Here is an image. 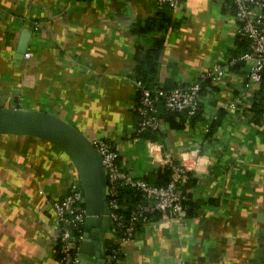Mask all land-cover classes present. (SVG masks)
Wrapping results in <instances>:
<instances>
[{"label":"crops","instance_id":"obj_1","mask_svg":"<svg viewBox=\"0 0 264 264\" xmlns=\"http://www.w3.org/2000/svg\"><path fill=\"white\" fill-rule=\"evenodd\" d=\"M163 6L156 0H0V105L54 110L91 140H111L121 166L135 176L154 178L165 152L188 166L185 188L200 202L198 211L147 223L120 243L114 264H264V117L253 122L245 100L203 133L207 117L244 92L236 73L246 65L201 93L204 120L174 128L161 118L162 153L151 155L155 143L132 136L134 67L146 48L161 40L155 87L171 88L194 81L238 44V21L224 0H183L178 10L165 8L174 17L170 25L148 27ZM21 45L29 57L18 51ZM76 180L70 157L52 142L0 133V264H57V219L48 201ZM94 228L83 223L77 251L86 256L78 264L97 263ZM98 239L105 256L119 242L108 221Z\"/></svg>","mask_w":264,"mask_h":264},{"label":"built area","instance_id":"obj_2","mask_svg":"<svg viewBox=\"0 0 264 264\" xmlns=\"http://www.w3.org/2000/svg\"><path fill=\"white\" fill-rule=\"evenodd\" d=\"M232 2L238 21L235 34L245 43V49L238 55H232L230 50L226 49L217 62L202 69L198 77L190 83L168 89L151 90L137 80L139 96L136 106L138 120L134 127L135 131L155 130L161 126V118L158 115L159 100L166 110L185 111L187 115L194 114L200 102L203 101V98L201 99L202 87L212 92L213 88L218 83H222L228 74L234 75L235 71L231 66L236 62L247 66V68L243 67L244 70L237 72L238 74L236 73L241 80L244 92L240 96H235L231 101L223 103L219 108H224L226 111L237 108L239 105H245L243 103L245 100L251 104V95L259 88L264 76V0H232ZM182 4L183 0H156L157 7L166 5L174 11L178 10ZM33 24L34 28L39 27L38 21ZM23 55L29 57L30 52L25 51ZM217 110L207 117L205 126H203L204 134L209 132V123L216 118ZM133 137L136 138V136ZM199 137L202 138V134ZM147 141L156 145L150 150L151 155L162 153L163 144L161 142ZM92 143L101 157L106 176L104 198L109 207V228L116 234L119 241L110 247V252L105 256L104 264H110L111 258L121 251L120 243L153 221L150 218L151 214L161 212L165 220L174 219L176 221L185 215L184 200L188 198L185 183L190 169L185 163L174 161L168 153H162L158 161L161 165H167L170 168V177L167 183L155 185L143 176H135L121 166L119 150L111 140L95 137ZM123 185L139 189L143 197L141 201L126 210L120 208L121 203L118 197L119 188ZM82 194L79 180H76L70 183L63 195L52 197L48 201L57 219L55 242L59 249L57 264H78L77 244L82 237L86 215L84 205L80 204Z\"/></svg>","mask_w":264,"mask_h":264},{"label":"water","instance_id":"obj_3","mask_svg":"<svg viewBox=\"0 0 264 264\" xmlns=\"http://www.w3.org/2000/svg\"><path fill=\"white\" fill-rule=\"evenodd\" d=\"M26 45L18 47L24 53ZM0 133L30 134L46 139L61 148L70 157L82 189L81 202L85 207L84 227L90 231L96 264H104L105 254L100 249L98 231L108 221L109 207L104 198L106 176L101 157L92 140L76 125L60 117L54 110H38L17 106H0ZM88 236V232H84ZM79 261L86 253L79 248ZM98 257V258H97ZM78 261V263H80Z\"/></svg>","mask_w":264,"mask_h":264},{"label":"trees","instance_id":"obj_4","mask_svg":"<svg viewBox=\"0 0 264 264\" xmlns=\"http://www.w3.org/2000/svg\"><path fill=\"white\" fill-rule=\"evenodd\" d=\"M224 3L228 9H230L232 12L235 13V8L233 5L232 0H224ZM165 8H168V6L164 5L163 8L159 9L155 15V19L148 24V27H154L162 28L167 27L172 23L174 20V17H171ZM236 43L237 48L230 49V52L232 55H238L240 52H242L245 49V43L236 37ZM161 40H157L153 43V45L149 48H146L137 58L136 64H135V79L139 80L144 87H147L151 90L157 89V88H164L168 89L170 87H155V72L157 70V63H158V55L159 50L161 48ZM239 62L234 63L231 68L236 69L239 66ZM208 83V82H205ZM206 88L204 86L202 87L201 93L206 94ZM139 96V91L137 95V100ZM1 106V105H0ZM251 110V118L253 122H259L263 120L264 115V76L260 83V86L258 89H256L252 95H251V104L249 106ZM204 103L203 101L200 102V105L197 109V111L192 115H187L185 111H170L166 110L163 106L162 102L158 101V115L160 118L163 119V121H168L171 127L174 128H182L185 123H189L190 125H194L196 121L198 120H204ZM226 109L224 108H218L216 118L212 119L209 123V132L210 133L213 128L216 125H220L223 115L226 113ZM178 115V118L176 116ZM136 116L138 118V112L136 113ZM137 123V122H136ZM135 123V125H136ZM132 136H136L137 138H143L145 141L151 140V141H157L162 142V131L159 128L155 130L151 129H145L142 131H135L132 130ZM207 133V134H208ZM206 134V135H207ZM174 160V159H173ZM175 161V160H174ZM154 178L150 179L148 176H143L148 182L155 184V185H162L168 182L170 177V168L167 165H160L158 167L157 171L155 172ZM190 176V175H189ZM189 177L185 183V185H191L190 182L188 183ZM119 202L121 203L120 208L122 210H126L130 207H132L136 202L142 200V194L139 189L129 186V185H123L119 188ZM82 206L83 203H80ZM184 205L186 207V215H193L196 213L199 209L200 202L196 199H192L189 194L188 198L184 200ZM161 212H155L151 214L150 218L152 220H158L161 217ZM57 253L59 256V249L56 245ZM110 252V248L107 250V253ZM120 255V253H117L114 257L111 258L110 264H114L116 257Z\"/></svg>","mask_w":264,"mask_h":264}]
</instances>
